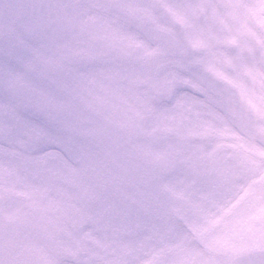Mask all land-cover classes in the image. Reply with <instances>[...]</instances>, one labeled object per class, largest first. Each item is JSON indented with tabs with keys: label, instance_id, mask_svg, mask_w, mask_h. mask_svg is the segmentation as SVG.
<instances>
[{
	"label": "clouds",
	"instance_id": "clouds-1",
	"mask_svg": "<svg viewBox=\"0 0 264 264\" xmlns=\"http://www.w3.org/2000/svg\"><path fill=\"white\" fill-rule=\"evenodd\" d=\"M0 264H264V0H0Z\"/></svg>",
	"mask_w": 264,
	"mask_h": 264
}]
</instances>
